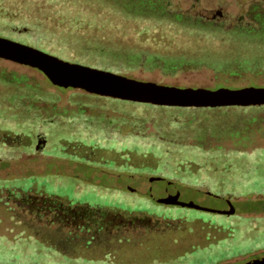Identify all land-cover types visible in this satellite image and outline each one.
Masks as SVG:
<instances>
[{"label": "rangeland", "instance_id": "rangeland-1", "mask_svg": "<svg viewBox=\"0 0 264 264\" xmlns=\"http://www.w3.org/2000/svg\"><path fill=\"white\" fill-rule=\"evenodd\" d=\"M171 1L170 10L185 19L197 20L203 24L216 21L231 29L256 0ZM1 12L0 36L51 54L54 53L49 48L68 51L59 49L54 40H47L39 29L20 26L18 20H12L5 16L6 12ZM59 38L66 39L62 36ZM198 49L203 53L202 58L213 59L220 56V52H214L205 45ZM76 55L86 58L78 60L80 64L98 68L97 63L92 64L95 57L92 53L83 50L77 51ZM70 62L78 63L76 60ZM112 72L179 88L238 89L255 83L264 84V68L232 72L202 65H184L165 70L160 66L152 67L141 63L135 67L121 66L119 72ZM0 78L11 80L21 88L52 93L59 97L55 101L39 100L40 104L37 105L41 107L40 114L28 117L17 113V104L12 108L0 105V189L15 194L14 192L29 191V188L34 187L32 191L36 189L38 194L44 190L45 194H56L73 203L106 206L126 212L161 214L166 219L170 216L188 217L189 220L198 217L222 227L220 231H213L221 244L212 247L198 248L197 244L192 243L187 247L176 246V249L170 251L167 239L156 238L148 247L143 246L122 255L128 258L111 262L107 259L59 256L46 245L16 229L10 227L1 232V228L6 227L9 222L0 220V264H219L228 258L264 250V108L247 112L248 119L244 123H248V134L239 143L243 149L226 151L221 147H212L207 150L182 138L189 130L187 124H194L195 116L189 119V123L183 121V117L190 115L191 111L179 110L175 115L172 114L175 110L163 111L157 105L147 106L140 102H119L121 99L88 103L85 102L86 97H89L88 92L56 86L42 71L3 58H0ZM21 92L22 90L19 93ZM0 98L3 99L2 94ZM81 109L88 115L85 119ZM55 112L63 115L51 123L45 122L50 121ZM160 112L168 115L159 114ZM210 117H215L212 123L219 121V116L211 114ZM167 124L171 130L177 129L175 138L166 136L163 132ZM37 133L44 134L47 140L42 151L36 149ZM4 139H9L10 144L4 145ZM82 155L92 157L99 164H86L75 159ZM127 164L138 168H130ZM101 169L116 176L103 174L98 171ZM137 170L164 171L191 179H210L209 181L236 189L245 200L236 203L239 214L231 217L157 204L145 196L129 194L124 190V185L129 184L128 175ZM161 187L162 185H157L158 189ZM183 199L198 203L207 211L225 209V204L218 197H201L192 192H184ZM145 248L150 249L151 254L150 258L142 261L138 252H143Z\"/></svg>", "mask_w": 264, "mask_h": 264}, {"label": "flooded vegetation", "instance_id": "flooded-vegetation-1", "mask_svg": "<svg viewBox=\"0 0 264 264\" xmlns=\"http://www.w3.org/2000/svg\"><path fill=\"white\" fill-rule=\"evenodd\" d=\"M220 16H223V14L220 13ZM196 22L203 24L197 20ZM203 25L221 27L227 31H238L243 36L245 35L248 39L253 40V42L258 41L264 50V0L252 2L245 15L239 18V23L231 29H228L224 23H217L216 21ZM255 56L257 60L260 59L259 56ZM255 56L250 55L246 59L250 60ZM246 65H248V62H246ZM88 95L101 96L92 93H88ZM46 105L44 104V106ZM263 106L166 107L175 110L172 111L174 112L172 114L179 110L191 111L190 115L183 117V121L186 123H189V119L195 116L194 124H191L193 127L187 124L189 130L184 135L181 134L182 138L187 139L186 142L191 141L207 150L212 147H221L228 151L234 148H244L239 143H242L241 138L248 134V123H244V120L248 119L246 118L247 112L264 108ZM30 110L39 115L41 109L30 108ZM81 110H83L82 115L85 119L88 115L84 109ZM211 114L219 116V123H212L215 117L210 119ZM62 115L55 112L51 115L50 121L53 122ZM169 129V124H167L163 132L166 136L175 138L174 134L177 129ZM35 138L37 139V151H42L47 143L44 134L37 133ZM216 138L219 140H216ZM9 139L7 141L4 139L3 144H10ZM232 144L234 145L232 146ZM75 159L86 164H99L88 155H82L79 158L77 156ZM127 163L130 164L128 161ZM128 164L127 166L130 168H138ZM98 171L111 176L115 175L103 169ZM127 180L129 184H125L123 188L129 194L145 196L161 205L186 207L225 215V217L239 214L236 203L245 200L241 192L236 191V189L202 177L191 179L183 178L176 173L164 171L138 172L137 170L135 173L128 175ZM159 184L162 185L161 189L157 188ZM33 189L34 187H31L29 191L14 192L15 194H11L13 192L9 190L0 189V220L9 222V225L7 224L6 227L1 228L3 229L1 232H5V229L10 227L16 229L46 245L59 256L89 257L96 260L107 259L111 262L121 261L128 258H124L122 255H127L132 250L143 246L148 247L156 238L167 239V247L170 251L176 249V246L187 247L192 243L197 244L198 248L221 244L220 240H216L213 231L216 229L220 231L222 227L202 218L196 217L189 220L188 217L170 216L166 219L161 214L143 211L126 212L106 206L73 203L69 199L56 194H45L44 190L38 194L37 190L32 191ZM184 192H192L194 195L201 197L209 195L222 198L225 209L223 211H207L202 205L183 199ZM243 214L251 215L248 213ZM138 253L142 261L150 258L151 254L150 249L146 248L143 252ZM262 256H264V250H258L248 255L222 260L219 264H245ZM139 258L137 257V260Z\"/></svg>", "mask_w": 264, "mask_h": 264}, {"label": "trees", "instance_id": "trees-1", "mask_svg": "<svg viewBox=\"0 0 264 264\" xmlns=\"http://www.w3.org/2000/svg\"><path fill=\"white\" fill-rule=\"evenodd\" d=\"M171 5V0H0V12L18 20L20 26L39 29L47 40H54L59 49L68 50L48 49L62 55L61 58L81 63L78 60L86 58L76 57V52L84 50L95 56L92 64L97 63V67L104 70L119 72L121 66L135 67L141 63L165 70L184 65L232 72L264 68V50L258 41L253 42L238 31L185 19L171 11ZM61 36L66 39L59 38ZM203 45L220 52V56L202 58L203 53L198 48ZM250 55L260 59L256 56V59H246ZM0 94L3 95L1 106L12 108L17 104V113L27 117L38 115L30 108L40 109L39 100L59 99L52 93L21 88L5 78H0ZM88 96L85 101L88 103L118 100ZM13 100H17L16 103ZM159 108L171 110L166 106Z\"/></svg>", "mask_w": 264, "mask_h": 264}, {"label": "water", "instance_id": "water-1", "mask_svg": "<svg viewBox=\"0 0 264 264\" xmlns=\"http://www.w3.org/2000/svg\"><path fill=\"white\" fill-rule=\"evenodd\" d=\"M0 58L42 71L56 86L116 99L172 107L263 106L264 84L216 90L179 88L131 78L64 60L40 48L0 36ZM222 199V198H220ZM245 264H264V256Z\"/></svg>", "mask_w": 264, "mask_h": 264}]
</instances>
